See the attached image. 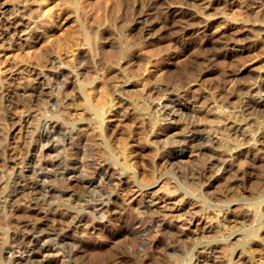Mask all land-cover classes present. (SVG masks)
I'll use <instances>...</instances> for the list:
<instances>
[{
    "label": "rangeland",
    "instance_id": "1",
    "mask_svg": "<svg viewBox=\"0 0 264 264\" xmlns=\"http://www.w3.org/2000/svg\"><path fill=\"white\" fill-rule=\"evenodd\" d=\"M189 6L191 5L179 4L177 0H0V178L6 179V181L0 179V264H5V260L7 261L6 249L14 244V236L23 230L21 224L31 222L39 216V212H35L38 207L40 210L44 206L53 208V205L54 207L56 205L68 209L67 212L70 214H75L74 211L79 205L73 208L66 204L81 202L86 198V193L91 187L88 188L85 180L82 179H89L91 176L92 167L88 164L89 161H95L94 158L97 156L99 159L102 156L101 160L105 157L101 153V139L112 142L110 143L115 149L113 148L114 151L110 156L111 160L114 156L113 158L120 162L122 157L121 155L119 157L117 148L121 143H127L129 146L127 166H129L121 174L117 171L118 165L113 163L114 159L111 161L110 157H106L108 160L102 161V165H105V169L111 175L106 184V188L111 190L109 207L106 208L107 210L104 208L100 213L97 212L94 219L89 220L90 222L80 221L69 226L62 223L63 227H67L64 231L70 234L73 240L67 246L73 249V253L77 250L76 258L75 254L73 256L74 261H78L76 263L134 264V260H141L143 264H179L180 262V264H214L212 263L214 256H218L222 258V264L239 262V264H264V179L260 169L262 166H258V171L255 167L257 172L254 168L251 170L255 173L261 172L255 174L259 178L257 179L259 185L256 188L245 179L243 183L233 184L234 186L231 184L232 188L230 186L229 191L222 181L216 182L214 186H209L208 181L197 185L193 183L194 179L190 178L189 174L201 161L202 156L200 158V155L194 153L185 163L178 164L159 161L158 150L146 148L147 146L143 144L145 131L139 116L123 108L121 106L123 101L119 96L115 98L116 95H112L115 84L123 80L121 79L123 75V77L130 76L132 80L134 77V80L132 84H123L117 88L120 91L124 89L125 91L122 92L124 95L131 91L136 101L147 107L155 106L156 101L161 105L169 102L167 97L171 94L165 90L178 88L186 92L180 93L184 97L178 99L179 107L185 105L199 107L198 104H201V107L205 108L211 98L220 96L222 100H228L230 103L225 104L232 112L235 111L233 108L237 97L235 94L251 84L255 71L258 70L255 66L260 64L258 62L263 58L264 0H238L234 5H230L232 7H226L224 13L211 11L213 14L208 15L209 23L205 27L208 32L216 33L233 24L236 27L246 26L248 29L253 26L255 30L250 29V37H256V41L259 42L253 50H232L228 55H223L221 52L212 60L207 57L210 50L202 43V33L205 30L198 27L199 25L195 23L191 27H182L163 22V11L181 12L186 9L196 11ZM198 15L201 17L203 13L198 11ZM147 22L151 23L147 24ZM86 33L90 36L91 47L86 43ZM119 43L129 48V55L122 59L116 54ZM54 71L60 73L57 78L63 84L60 90L52 86ZM82 79L92 81L85 90V93L87 91L85 95L88 94V99L92 103L103 96L102 92L104 95L108 94L105 97V105L108 107H104L106 114L103 125L98 126L96 123L95 125L90 119L91 115L85 107L88 99L78 90L77 83ZM262 79L260 82L264 87V78ZM173 80L176 86L173 85ZM165 82H169L166 83L169 86L164 84ZM228 91L232 93L229 95ZM262 94L264 95V91ZM193 95L198 98L195 99ZM209 95L211 98H207ZM51 96L54 99H51ZM168 104L167 110L172 106L178 107L173 103ZM161 110L163 112L164 108ZM180 111L177 109L174 111L176 114L172 116V118L175 116V120L180 118L176 121L178 130L182 121L192 118L201 128L205 126L203 133L204 135L209 133L211 139L226 136L227 130L226 132L223 130L221 134L216 131L214 133L213 130L207 131L216 127L210 116L206 119L202 112V114L189 112L194 118L188 113L187 116L183 115ZM199 115L200 117L202 115L201 119ZM184 117L187 118L184 120ZM42 119H49L53 124L60 122L67 126L70 142L65 146L57 145L56 149L49 147L51 143L44 145L42 157L47 161L57 158L71 161L76 158L80 167L77 179L71 177L62 180L60 175H52L51 179L46 181L47 185H50L47 187L49 190L47 201L32 202L29 197L32 198L34 195L32 189L36 179L31 167L37 152L33 142ZM161 123L158 129L163 134V129L166 127ZM204 142L207 147L213 146L206 140ZM98 144L101 146L99 147ZM177 147H182L185 151L191 148L187 144ZM214 147H216L214 154H220L222 148L216 145ZM206 154L203 156L205 160H213L212 156L207 158L210 151ZM99 159L97 161H100ZM235 163L239 166V172L245 170L244 165L239 161ZM19 168L27 176L24 175L21 181L24 190L17 189L16 194L12 196L14 200L6 201V194L8 193V196L13 187L11 179L16 176ZM221 170L222 167L219 165L212 168L211 175L214 174L212 178L215 181L224 177L219 175ZM186 174L187 179L184 176ZM7 180H9L8 184ZM200 188L202 190H199ZM225 193L228 194L229 200L237 198L236 201L228 202V209L232 208V214L239 213L241 210L238 208L239 204H244L242 203L244 201L249 202L253 207L254 205L259 207L258 215L261 216V222L257 220L239 223L224 220L226 213L224 215L222 213L226 212L224 206L226 201L223 196ZM141 197V201L149 202L153 211L146 212L140 209L137 199ZM202 197H205L208 203L203 201ZM48 200L51 202L47 203ZM57 200L63 201L61 206ZM159 213L160 215L157 216ZM24 216L28 218H23ZM154 217L170 224L172 236L177 241L175 243L178 247L181 246V249H186L181 253L183 255L175 253L177 250L173 253L165 246L171 242L166 241L168 240L166 234L160 230V227L156 225V228ZM251 224L260 226L259 237L251 243L241 244L238 236L243 235L242 230L249 228ZM218 227L219 231L212 232L213 228L218 229ZM15 232L17 233L14 234ZM223 234L226 237H223ZM208 239L211 240L210 244H214L213 247L204 241ZM175 258L178 259L177 261L183 258V261L176 263ZM201 258L203 261H200ZM58 259H60L59 255L53 256L51 264H66L65 259L61 262H58Z\"/></svg>",
    "mask_w": 264,
    "mask_h": 264
},
{
    "label": "bare ground",
    "instance_id": "2",
    "mask_svg": "<svg viewBox=\"0 0 264 264\" xmlns=\"http://www.w3.org/2000/svg\"><path fill=\"white\" fill-rule=\"evenodd\" d=\"M152 1H156V0H152ZM236 1H238V0H236ZM236 1H234V0H177V2H179V4L184 3L186 5H191L194 9H196L197 12L194 10L191 11L190 9L189 10L186 9V10L181 11V12L178 10L177 11L172 10V12H168L165 10L162 12L163 13L162 14L163 20H164L163 22L170 24L171 26H182V27H184V26H190L191 27L193 24L195 25V23H196L197 25H199L198 27L202 28V30H205L206 29L205 27H207L208 23H209L207 20L208 15L210 16V13L212 10L215 12L223 11V13H224V10L226 11L225 8L230 6V5H234ZM191 6H189V7H191ZM230 7H232V6H230ZM158 8L156 7V9H158ZM198 11L203 13V16L200 17V15H198ZM212 14L213 13H211V15ZM221 15L223 16V14H221ZM150 16H151V14H150ZM149 21H150V19H149ZM150 23L147 22V24H150ZM252 27H250V29ZM250 29H248V27L246 28V26L245 27H243V26L236 27V25L233 24L231 26L229 25L227 27H224L223 29H221L220 31H218L216 33H210L207 30H205L202 33L203 35L202 34L201 35H202V43L204 44V46L208 47V49L210 50V52H208L209 54L207 53L208 54L207 57L212 60L213 58H216V56L220 55L221 52L223 55H228L230 53V51H232V50H234V51L251 50V49L253 50L254 47H256V44L258 41H256V39H255L256 37H254L253 35H252L253 37H250L251 36L249 34ZM252 30H253V28H252ZM254 30H255V28H254ZM255 32H257V30ZM260 38H261V35H260ZM85 40H86V43L89 45V47H91L90 46V36L88 33L85 34ZM206 50H207V48H206ZM209 50H207V51H209ZM116 52H117L116 54L118 55V57H120L119 59H122L124 56L129 55V48L127 46H125L124 44L119 43ZM261 53H262V51H261ZM203 60H205V58ZM258 63H260V64H258ZM258 63H257L258 65L255 66V69L257 67L258 70L255 71V77L253 78L254 80L251 82L250 85H247V88H245L244 90L240 89L241 91H239L238 94L237 93L235 94V95H237V97H235L236 102H235V105L233 106V108L235 109L234 112H232L229 109V106H227L225 104L226 102H229L228 100L227 101H226V99L222 100V98H219L220 96L219 97L217 96L216 98L212 99L210 95L207 98H211V100L208 102L209 105L205 104L206 105V107L204 106L205 108H202L201 104H198V105H200L199 107L198 106L197 107H194V106L191 107L188 105H185V107L184 106L179 107L178 104H180V103H178V102H180V100H178V99L180 97H182L183 96L182 94H185L186 92L183 89H178V88H173L176 92L171 88H170L171 90H168V91L165 90V92H169V94H171L167 97L169 102L164 103V104L162 103V105H161L159 103V101H156L157 103L155 102V106L153 105L154 107L149 106V105H148L149 107H147V106H144L143 103L139 104V102L136 101V99L130 93L131 91L130 92L128 91L130 88L128 90H126V91H128L127 93L125 92L126 95H124L122 93L123 91H125L124 89L123 90L121 89L122 91H120V89L117 88V86L119 87L123 84H125V85L132 84V82L134 80V77L132 80L130 76H128V77L124 76L123 77V75L121 77V79H123V80H120L119 82H117V84H115L116 85L115 88L112 87L113 88L112 95L113 94L116 95L115 98H117L119 96L121 101H123L122 105L121 104L120 105L125 109H129L130 113H134V114L139 116L143 131H145L144 132L145 137H144V143L143 144L145 146H147L146 148L158 150V153H157L158 156L157 157H158L159 161L162 160V162H168L171 164H178L180 162L185 163V161L190 159L192 154H194V153L197 154L198 156L200 155L199 156L200 158L202 156L201 161L199 163L197 162L198 165L194 166L192 168V171L189 174V177L194 179L193 183H196L197 185H199L201 182L203 183L205 181H208L207 184L209 186L210 185L214 186V184L216 182L218 183V182L222 181V183H224L228 187L227 188V190H228L229 187L231 186V184L233 185V184L243 183L244 179H245V181H249L250 185H252L253 188H256L259 185L258 184L259 181L257 180L259 178H257V176L255 174H260L261 172L255 173V172H252L251 170L253 168L255 170V167H257V171H258V169H259L258 166H262L263 168L262 167L260 168V169H262L261 170L262 171L261 176L264 179V95L262 94L264 91V87L262 86V82H260L261 79L264 78L263 77V75H264V71H263L264 53H263L262 60H259ZM195 66H197V65H195ZM122 67H123V65H122ZM118 71H119V69H118ZM57 72L54 71L55 77H53L54 78V84H52V86H53V88H57L60 90L63 87V84L57 80V78L59 77V74H60ZM253 73H254V69H253ZM74 75H77V73H75ZM79 76H80V74H79ZM115 76L118 77L117 75H115ZM75 78L77 80V77H75ZM124 78H125V80H124ZM160 80H162V79H160ZM91 82L85 81L83 79L79 80L77 83L78 88H79L78 90H80V92H82L85 95L87 93V91L85 93L86 87L89 85L88 83H91ZM166 83L167 82H165L164 84H166ZM174 83H175V81L173 80V85H175ZM167 84H169V82ZM167 86H169V85H167ZM242 86H240V87H242ZM108 87H110V86H108ZM156 87H159V86H156ZM219 87H220V85H219ZM236 88H237V86H236ZM225 89H227V87ZM228 89H229V86H228ZM155 90H156V88H155ZM229 90L231 91V89H229ZM156 91L158 92V90H156ZM159 91L161 92L160 88H159ZM172 91H174V93H171ZM232 91H234V90H232ZM102 93H103V96L101 95L99 97L98 101L95 103L94 102L92 103L88 99V96H87L88 94L85 95L88 99L86 101V106H85L86 110L91 115L90 119L94 122V124L96 123L98 126H100L99 124H102L104 122L105 114H106L105 113L106 110L104 109V107L106 106L105 105V103H106L105 97L108 96V94L104 95V92H102ZM180 93H182V94H180ZM229 93L230 92L228 91V94ZM90 94H91V92H90ZM105 94H106V92H105ZM215 94L216 93H214V95ZM222 94H225V93H222ZM222 94H221V96H223ZM193 97L198 98L197 96H194V95H193ZM83 98H85V97L83 96ZM111 98H112V96H111ZM51 99H54V97H52ZM195 99H194V101H195ZM228 99H230V98L228 97ZM141 102H143V101H141ZM168 103H173V105H175V106L177 105L178 107L174 108V106H172V107H169L167 110L166 108L169 105ZM195 103H196V101H195ZM198 103H200V102H198ZM196 104H193V105H196ZM107 107L108 106H106V108ZM163 108H164V111L162 112L161 109H163ZM177 109H180L182 111V112L180 111V113L183 115L184 114L186 115L187 113L189 115V112L193 111L192 113H194V112L195 113H198V112L201 113L202 112L203 114H205L204 116H206L205 117L206 119H208L207 116H210L211 117L210 120L212 122L216 123V127H214L213 129H208L209 126H207V129H208L207 131L213 130V132L216 131L219 134L220 132L222 133L223 130L225 132L227 130V133L225 134L226 136H222L221 138H218V137L214 138L213 137L214 140L211 139L208 136L209 133L207 134L205 132L207 135L206 134L204 135V133H203V131L205 130V129L203 130V128L205 126L201 128L199 126V124H197V122H195L196 120H194L192 118L191 119L188 118V119H186V121H182L183 123L181 124V126H179L180 129L178 130L177 126H176V124H178V123L176 121L179 120L180 118L177 120H175V118H174L175 116L172 118V116L174 114H176V112H174V111H176ZM178 114L179 113H177V115ZM189 116L192 117L193 114L189 115ZM181 117L183 118V116H181ZM201 117H202V115H201ZM201 117L199 115L200 119H201ZM176 118H178V116ZM185 118H187V117H184V120H185ZM161 121H164V123H161ZM208 121L209 120H207V122ZM160 123L165 125L164 127H166V128H164L162 126L164 128L163 134H161L159 131L160 129H158V126L160 125ZM38 126H39L38 127L39 129H38L37 137L34 139V142H33V143H35V147H37L36 148L37 152L35 155L36 159H35V161H33L32 167H31V172L33 173V176L36 179V183L32 189L34 192V195L32 198L31 197H29V198L32 200V202H37L40 200L45 202V201H47V198H48L47 195L49 192L47 187L50 186V185H47L46 181L50 180L52 175H54V176L60 175V179L62 178V180H65V178L68 179L71 177H76V179H77V175H79L78 173H79V167L80 166H78V164H77L78 160H76V158L72 159L71 161H68L66 159H62L59 157L60 158L59 160L57 158L56 160L52 159L50 161L49 160L47 161V160H45V158L42 157V152L44 151V150H42V147L44 145L46 146L47 144L51 143L49 147L56 149L55 147H57V145L65 146V145L70 143L68 140L69 130L66 128L67 126L60 124V122L59 123L56 122L55 124H53L49 121V119H42V121H40V124H38ZM93 127H94V125H93ZM71 131H73V130H71ZM160 135L162 136V138ZM219 137H220V135H219ZM205 140L209 142V145H213V146H211L212 148L207 147V145L204 144ZM52 142L57 143V144H53ZM110 142L107 139H105V140L101 139V145H102V147H101L102 152L101 153H103L102 155L105 156L103 158V160H101L102 156L100 157L101 159H99V157L96 155L97 156L96 158L92 157V158H94V160L96 159L95 161H89L88 162V164L91 165V167H92L91 168L92 169L91 170V176L89 177V179H82V180H85L88 188L91 187L90 190L88 189V191H87L88 193H86V198L82 199L81 202L75 201V202H69L67 204L65 203L67 206L73 207V208H77V206L79 205V208L76 209V211H74L75 214H70L69 212H67L68 209L66 210L64 207H58L56 205H55V207L53 205V208H51V206L45 208V206H44L40 210H39L40 207H38L39 211L37 210L35 212H39L38 213L39 216L38 217L34 216L35 217L34 220H32V218H31V220H32L31 222L27 221V222H24L23 224H21L23 226L22 227L20 225L23 228V230H21V233L16 234L18 232L17 231L14 233L16 235L15 236L13 235L14 236L13 239H15V242L13 241L14 244L7 249L5 247H3L7 250L6 251L4 249L8 253L6 256L7 261L5 260V262H4L5 264H51L52 258L55 255H59L60 259H58V262H61L62 259H65L66 264H80V263H76L78 261L75 262L74 257H73L74 254L77 252V250L75 253H73V249L69 248V246H67V245L71 244L69 242L73 241L72 237L70 236V234L66 233L64 230H65L66 226L73 225L75 223L77 224L80 221H86L87 220L88 222H90L89 220H92V218L94 219L97 212L100 213L101 210L109 207L108 204L111 202L110 197H109V195H111L110 194L111 190L107 189L108 187L106 188V186H107L106 184H107V181L109 180L111 175L105 169V165H102V163L104 161L108 160V158L110 156H112V153L114 151L113 150L114 147L111 144L112 142L111 143ZM208 142H207V144H208ZM181 144L190 145L191 146L190 150L185 151L182 149V147H177V146H181ZM101 145H99V147ZM214 145L222 148L221 152H219L220 154H218V153L214 154V151H215L214 148H216V147H214ZM119 146H120V148H119ZM119 146H118V148L116 146L115 147L118 149L117 151H118L119 157H120V155L122 157V162L116 161L117 159L115 158L116 159L115 160L113 158L114 156L112 157V160L114 159V161H113L114 165H115V163L118 165L117 171L122 174V172L126 169V167L129 166V165L127 166V162H128L127 157H129V155H128V147L129 146L127 145V143H121ZM207 151H210V154L208 155L207 158H210L209 156H212L213 160L207 159L208 160L207 161V160H205V158H203L204 155H207L206 154ZM106 157H108V158H106ZM98 159L100 161H97ZM110 160H111V157H110ZM236 161H239L241 163V165H244L245 170L243 169V171L241 170L239 172L238 171L239 166L235 163ZM29 162H31V161H29ZM217 165H219V167L220 166L222 167L221 173L219 175L224 176V177L217 178L215 181V179L212 178V176L214 174L211 175V173H212L211 171H212V168H214V167L216 168ZM23 173L24 172L21 170V168H19L16 176L14 175V178L11 179L13 187H12L9 195L7 196L8 193L6 194V198H5V199H7L6 201L14 200L12 198V196H14L16 194L15 192L17 191V189H20L21 191L24 190V184L21 183V181H23L22 178L25 175ZM184 176H186V179H187V174ZM78 177L81 178L80 176H78ZM211 178H212V180H211ZM133 179H134V177H133ZM140 179H139V181H140ZM193 179H191V180H193ZM220 179H223V180H220ZM131 180H132V178H131ZM142 180L143 179H141V181ZM1 181H6V179L3 178V180L1 179ZM8 181L9 180H7V184H8ZM133 182H135V180ZM140 182H139V184L141 186L142 182L141 183ZM184 182H186V181H184ZM137 183H138V181H137ZM143 183H145V182H143ZM191 183L192 182H190L189 184L191 185ZM4 185H5V183H4ZM137 186H139V185H137ZM142 186H144V185L142 184ZM183 186H184V184H183ZM186 186L189 187V185H187V184H186ZM17 187H19V188H17ZM146 187H147V185H146ZM200 187H202V185H200ZM231 188H232V186H231ZM183 189H185V188L183 187ZM188 190H187V192H188ZM199 190H202V189L200 188ZM192 192H194V190ZM27 193H29V192H27ZM195 193L198 194V192H195ZM204 194L202 193V195H204ZM223 196H224V201H226L224 204V206L226 207V212L222 213V215H224L226 213L224 215V220H226L227 222L243 223L245 221L252 222V221H257V220L261 219V216L258 215V213H259L258 208L259 207L257 208L255 205L253 207L251 205V203L245 202V201L242 202L244 204H239L240 206L238 205V208L241 209L239 211V213L237 211L238 214H234V212L232 211L233 212V214H232L231 213L232 208L228 209V207H229L228 202L236 201L237 198L235 199L232 197L233 199L229 200V196L227 193H225ZM210 198L211 197H209V199ZM141 199H142V197L138 198L137 199L138 203L136 202L138 204V206L140 207V209H143L146 212L147 211H153V209H152L153 207H151L149 202L147 203V202H145V200L143 202V201H141ZM74 200H76V199H74ZM202 200L206 201L208 203V201L205 199V197H202ZM49 202H51V201L48 200L47 203H49ZM57 202L61 206L63 201L61 202V200H57ZM222 202H223V200H222ZM9 203H8V205H9ZM12 204H13V202H12ZM28 205H30V204H28ZM115 206H117V205H115ZM34 207H35V205H34ZM10 209H11V207H10ZM25 211H24V214H25ZM223 211H225V210H223ZM159 215H160V213L157 216H159ZM26 217L24 216L23 218H26ZM154 219L153 220H154L155 226L157 225L158 227H160V230L166 234V237L168 239L166 241L171 242V244L165 245V246L168 247L169 249H171L172 252L173 251L175 252V250H177L175 252L177 254L183 253V251H185L186 249L184 247L183 248L185 250L181 249L180 248L181 246L178 247V244L175 243L177 241H176V238H174L172 236L173 231H172V227L170 226V224L166 223L163 219H160L158 217H154ZM25 220H28V219H25ZM44 220H46V221H44ZM258 222H261V220ZM62 223H64V225L66 224V226L63 227ZM257 224H259V223H257ZM251 225L252 226H250L249 228L242 230L243 235L238 236V238H240V240H241L240 241L241 244H248L249 242L251 243V242H253V240H255V238L259 237L260 226H256L253 224H251ZM157 226H156V228H157ZM213 231H216V232L219 231V227H218V229L213 228L212 232ZM69 232H70V230H69ZM218 233H220V232H218ZM229 233H231V232H229ZM239 233H240V231H239ZM223 237H226V236H224V234H223ZM238 238H237V240H238ZM223 239H227V238H223ZM204 241L207 243V245H210V246L212 245V244H210L211 240L208 239V240H204ZM167 242H166V244H167ZM78 244H80V243H78ZM213 245H212V247H213ZM77 247H78V245H77ZM225 247H227V246H225ZM211 251H212V248H211ZM181 255H183V254H181ZM184 256H185V254H184ZM214 257L215 258L213 259L212 263L222 264V260H221L222 258L220 259V258H218V256H214ZM75 258H76V254H75ZM175 259H176V263L183 261L182 260L183 258L179 261H177L178 260L177 258H175ZM202 259L203 258H201L200 261H203ZM65 261H63V262H65ZM224 261H226V260H224ZM133 262H134V264H143L141 260H134ZM249 263H251V262H249ZM235 264H237V263H235Z\"/></svg>",
    "mask_w": 264,
    "mask_h": 264
}]
</instances>
